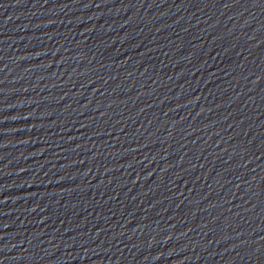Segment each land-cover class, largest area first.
<instances>
[{
    "label": "water",
    "instance_id": "water-1",
    "mask_svg": "<svg viewBox=\"0 0 264 264\" xmlns=\"http://www.w3.org/2000/svg\"><path fill=\"white\" fill-rule=\"evenodd\" d=\"M0 264H264V0H0Z\"/></svg>",
    "mask_w": 264,
    "mask_h": 264
}]
</instances>
